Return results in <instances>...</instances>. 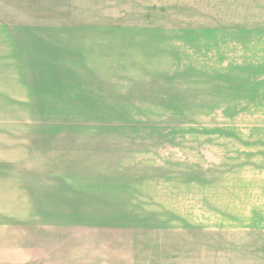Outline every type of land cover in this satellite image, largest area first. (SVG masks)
I'll return each instance as SVG.
<instances>
[{"label":"rangeland","instance_id":"374dc122","mask_svg":"<svg viewBox=\"0 0 264 264\" xmlns=\"http://www.w3.org/2000/svg\"><path fill=\"white\" fill-rule=\"evenodd\" d=\"M30 132L107 164L146 264H264V0H0V154Z\"/></svg>","mask_w":264,"mask_h":264},{"label":"crops","instance_id":"0c3cea01","mask_svg":"<svg viewBox=\"0 0 264 264\" xmlns=\"http://www.w3.org/2000/svg\"><path fill=\"white\" fill-rule=\"evenodd\" d=\"M33 135L27 153L0 154V264H146L140 213L121 181L107 191V164L36 161L34 150L52 148L47 133L38 143Z\"/></svg>","mask_w":264,"mask_h":264}]
</instances>
